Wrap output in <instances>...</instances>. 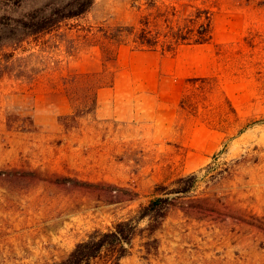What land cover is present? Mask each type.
<instances>
[{
	"label": "rangeland",
	"instance_id": "obj_1",
	"mask_svg": "<svg viewBox=\"0 0 264 264\" xmlns=\"http://www.w3.org/2000/svg\"><path fill=\"white\" fill-rule=\"evenodd\" d=\"M55 2L68 0H0V264L57 262L192 172L157 249L143 232L120 264H264V0H92L21 37L16 18ZM200 13L207 42L125 57L136 96L98 99L118 50H141L110 38L118 26ZM142 80L157 90L142 92Z\"/></svg>",
	"mask_w": 264,
	"mask_h": 264
},
{
	"label": "trees",
	"instance_id": "obj_2",
	"mask_svg": "<svg viewBox=\"0 0 264 264\" xmlns=\"http://www.w3.org/2000/svg\"><path fill=\"white\" fill-rule=\"evenodd\" d=\"M91 3L92 0H68L64 4L55 2L36 7L16 18L17 25L24 31L21 37L51 31L63 19L85 12ZM166 19L164 28L151 26L149 17L140 20L143 26L137 30L130 25L118 26L110 38L118 43L126 40L138 48L157 49L161 46L162 51H174L180 43L201 44L211 37L208 15L202 17L200 13L185 19L183 24H174L169 22L168 17ZM126 34L130 38L122 39ZM196 182L197 174L192 172L177 177L171 185L158 186L157 194L147 203L141 204L134 215L120 219L105 229L93 230L87 238L77 242L65 258L47 264H91L104 255L110 256L109 264H120L121 259L130 253L134 239L143 232L149 237L147 249H157L155 232L161 227L176 200L190 193ZM143 220L146 224L141 226Z\"/></svg>",
	"mask_w": 264,
	"mask_h": 264
},
{
	"label": "crops",
	"instance_id": "obj_3",
	"mask_svg": "<svg viewBox=\"0 0 264 264\" xmlns=\"http://www.w3.org/2000/svg\"><path fill=\"white\" fill-rule=\"evenodd\" d=\"M140 51H136V50H132L128 47H122L118 50V54H117V61L120 62L121 66L120 68L116 71V75H115V79H114V83L113 86L110 90L107 89H101L98 91L97 96L98 99L100 101H103L102 103H104V99H105V95L106 93L108 94L107 98H111L109 100H111V102H115L116 107H118L119 103H125L124 101L127 102H131L132 99L136 96L138 89L136 88L135 84H133L135 81L134 76L132 75L130 79H128V77H130V73L126 72V69H124L122 63L125 62L124 59L125 57H133L135 55H144V56H148V55H152L151 52H149V49L147 48H140ZM149 57V56H148ZM153 59H157L156 57H152ZM142 64H144V67L148 70L149 68H154V65H150L149 62L145 63L142 62ZM154 73V79H155V72ZM141 91L145 92V91H156L157 90V84H155L153 87H149L148 84L145 83L144 80H142V84H141ZM126 113L127 112H118V108H117V112L115 113L118 117H122L123 119H128L129 117H126ZM131 119V118H130Z\"/></svg>",
	"mask_w": 264,
	"mask_h": 264
}]
</instances>
